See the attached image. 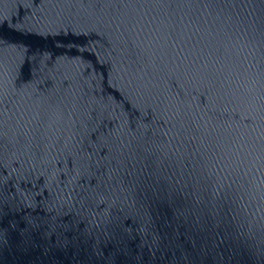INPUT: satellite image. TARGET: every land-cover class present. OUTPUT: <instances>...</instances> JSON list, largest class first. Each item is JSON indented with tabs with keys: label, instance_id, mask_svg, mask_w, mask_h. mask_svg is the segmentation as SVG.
Masks as SVG:
<instances>
[{
	"label": "water",
	"instance_id": "water-1",
	"mask_svg": "<svg viewBox=\"0 0 264 264\" xmlns=\"http://www.w3.org/2000/svg\"><path fill=\"white\" fill-rule=\"evenodd\" d=\"M0 264H264V0H0Z\"/></svg>",
	"mask_w": 264,
	"mask_h": 264
}]
</instances>
